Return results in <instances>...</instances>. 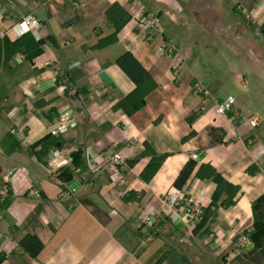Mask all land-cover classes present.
Here are the masks:
<instances>
[{
    "label": "crops",
    "instance_id": "crops-1",
    "mask_svg": "<svg viewBox=\"0 0 264 264\" xmlns=\"http://www.w3.org/2000/svg\"><path fill=\"white\" fill-rule=\"evenodd\" d=\"M113 3L129 18L100 45L114 31ZM262 3L0 0V264H259V251L234 238L251 229V202L264 193V5L242 17ZM27 16L37 34L14 27ZM140 69L154 86L129 112ZM63 118L75 126L54 135ZM48 133L62 141L47 153L57 151L55 164L76 151L78 166L49 167L27 150ZM114 149L120 181L107 166ZM211 168L238 191L194 231L199 221L166 195L210 206Z\"/></svg>",
    "mask_w": 264,
    "mask_h": 264
},
{
    "label": "trees",
    "instance_id": "trees-1",
    "mask_svg": "<svg viewBox=\"0 0 264 264\" xmlns=\"http://www.w3.org/2000/svg\"><path fill=\"white\" fill-rule=\"evenodd\" d=\"M106 17L114 25V31L108 37L102 39L99 42L100 45L107 43L110 40L111 41L116 40L117 32L121 28V26L125 23V21H127V19L129 18V14L124 7L120 6L117 3H113L106 10ZM260 32L264 33V25L260 27ZM123 56L130 57L131 55L129 53H125ZM138 72H140V74L138 73L139 80H136V87L130 93V95H128L129 97L127 99L128 106L127 105L126 106L129 112L134 111L142 106L144 102V96L154 86V81L147 74V72H145L143 69H140V71ZM128 73L131 74V71L130 72L128 71ZM194 116H196L195 112L192 113V115L188 118V120L192 122ZM61 143H62L61 138H59L58 136H54L51 133H48L39 141L29 146L27 150L30 153L36 154L39 157V159L43 163H45V156L47 155L48 151L51 148L60 147ZM37 147L38 149H35ZM145 149L146 150L144 151V154L150 153L152 162L160 161L162 159V156L156 155L152 151V149L147 147V145L145 146ZM71 155H72L73 165L78 166L77 158L79 157V153L74 151L72 152ZM193 162L194 160L190 159V161H188L186 165L181 169L178 177L174 181L175 185H180L184 181L185 176L189 171V169L192 167ZM252 170L253 169L251 167L247 169V171L250 173L253 172ZM64 171L67 173V176H71L72 170L66 168ZM210 176L217 184L216 191L214 193V197L211 205L206 208H202L201 217L199 219V222L194 226V231H198L199 229L203 228V226H205L207 223H211L213 221L214 217L217 215L218 201L220 205L223 207H228L232 205L235 200L234 197L238 191L237 187L228 184L225 181V179H223L222 176L218 172H216L213 168L210 169ZM251 208H252V217H253L251 229L244 230L242 234L249 239V241L252 244V248L254 250L256 249L257 251H259V253L263 256V260L259 264H264V193L259 195L256 199H254L251 202ZM239 237L236 236L234 238V241L238 240ZM244 250L245 249H243L242 252ZM242 255L245 254L242 253Z\"/></svg>",
    "mask_w": 264,
    "mask_h": 264
},
{
    "label": "built area",
    "instance_id": "built-area-1",
    "mask_svg": "<svg viewBox=\"0 0 264 264\" xmlns=\"http://www.w3.org/2000/svg\"><path fill=\"white\" fill-rule=\"evenodd\" d=\"M263 5L264 4L262 3L251 9L242 10V17L244 21L254 20L260 13L261 9L263 8ZM145 24L151 25L152 21L146 20ZM14 27L20 34L27 33V32L37 34V31L40 28V24L38 20L34 19L31 16H27L21 19L20 21H18ZM162 49H163V46H162ZM232 102H233V99L231 97H228L224 101L218 102L216 111L219 114H224L230 108V105ZM247 120H248L249 125L253 127L258 123V119L255 117H250ZM74 126H75L74 120H67L66 118H63L60 120V122L54 129V135L62 134L66 132L67 130L73 128ZM56 153L57 151L49 152V154L47 155V159H46L47 166L51 167V166L56 165L57 167H65L71 164L72 157L69 155L65 157L63 156V158L57 164H55L54 160L56 159ZM193 157H196V155H193ZM107 159H108L107 166H108V170L111 173V177L113 178L114 181H120L122 179L121 173H120V164L123 160L120 151H117L114 149L109 154ZM5 191L6 190H4V192ZM166 199L171 205H174V206L180 205L183 211L184 217L186 218V220H188L189 223H196L197 221H199L201 214H202V205L199 201L195 200L193 197L187 194H180L177 191L168 192V194L166 195ZM150 219L151 217L149 216H143L141 218V221L143 223H149L151 221ZM250 243L251 242L245 235L243 234L240 235L239 245L241 247L245 248L246 246L250 245Z\"/></svg>",
    "mask_w": 264,
    "mask_h": 264
}]
</instances>
